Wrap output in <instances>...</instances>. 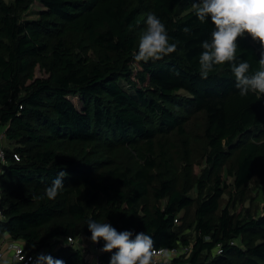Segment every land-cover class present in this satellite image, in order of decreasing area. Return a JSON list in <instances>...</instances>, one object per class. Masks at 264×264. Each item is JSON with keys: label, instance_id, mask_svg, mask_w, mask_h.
I'll list each match as a JSON object with an SVG mask.
<instances>
[{"label": "trees", "instance_id": "trees-1", "mask_svg": "<svg viewBox=\"0 0 264 264\" xmlns=\"http://www.w3.org/2000/svg\"><path fill=\"white\" fill-rule=\"evenodd\" d=\"M34 1L0 0V132L8 158L1 175L6 217L0 220V241L12 238L41 250L59 243L52 239L82 232L91 237L87 223L94 220L118 232H145L154 249H191L172 264H264V241L249 236L264 234V214L234 212L230 204L219 212L227 189L220 175L211 192L196 199L174 188L160 160L167 137H194L186 115L198 113L206 118L204 136L215 167L235 158L228 171L237 188L264 178V94L241 96L228 62L201 78V43L214 26L194 14L198 0H37L45 8L39 17L21 19L17 12ZM150 13L165 24L170 43H180L160 60L137 62ZM237 44V62L246 60L251 74L261 46L247 34ZM89 50L101 54L95 66L82 56ZM37 67L48 76L37 77ZM133 153L142 165L131 164ZM59 171L67 175L56 198H34ZM193 204L191 242L176 219ZM239 238L246 246L236 243ZM59 245L57 253L46 255L64 264L85 262L79 247ZM217 246L220 253L210 257ZM115 251L102 253L103 264Z\"/></svg>", "mask_w": 264, "mask_h": 264}, {"label": "clouds", "instance_id": "clouds-1", "mask_svg": "<svg viewBox=\"0 0 264 264\" xmlns=\"http://www.w3.org/2000/svg\"><path fill=\"white\" fill-rule=\"evenodd\" d=\"M192 8L201 22L210 20L214 26L210 39L201 43L203 50L199 55L198 69L201 78L207 79L214 66L228 62L235 78L234 87L241 96L264 94V0H198ZM145 25V31L139 36L135 61H156L176 51L180 42L170 43L165 24L159 17L154 13L148 14ZM184 31L187 33L189 29ZM245 34L261 46L258 69L251 74V65L246 60L237 62V40ZM66 175V172L59 171L44 194L34 198L55 199L64 186ZM87 227L94 243L101 239L105 242L102 252L116 249L109 264H154V241L145 232H118L111 224L94 220H89ZM34 264H64V261L40 253Z\"/></svg>", "mask_w": 264, "mask_h": 264}, {"label": "rangeland", "instance_id": "rangeland-1", "mask_svg": "<svg viewBox=\"0 0 264 264\" xmlns=\"http://www.w3.org/2000/svg\"><path fill=\"white\" fill-rule=\"evenodd\" d=\"M3 1L7 4L13 5L15 2V0ZM44 9L45 8L41 3L35 0L31 3L30 8L27 11L21 12V10H19L17 13H21V19H36L39 17V13ZM82 56L89 61L90 66H95L101 60V54L99 51L89 50L83 52ZM35 75L37 77L48 76V74L40 69V67H37ZM123 83H125L126 86H129V82L123 81ZM179 94H184V92H179ZM71 99L79 109L83 108L82 100L78 96L71 97ZM186 118L189 120V130L194 133V137L191 139L186 137L180 139L167 137V145L164 149L165 152L163 156H160V160L166 167L163 166V170H167L169 177L172 179L174 188L181 191L187 190L189 191V194L196 199L205 198L211 192L215 177L220 175L224 184L227 186V189L220 199L219 212L230 204L232 211L234 212L243 211L247 215L253 217H258L264 214V178L256 177L244 187L237 188L234 185V177L228 171V168L235 162V158L223 160L218 167H215L213 162L209 159L212 155L204 136L206 127L205 116L203 114L194 113L192 115H186ZM5 143L9 142L5 141ZM14 146H18L16 142ZM232 153L233 152H231L228 157L232 155ZM128 158L133 166L142 165L139 157L135 153L130 154ZM144 202L145 200L140 202V207H143ZM166 202V200H163L157 204L160 207H164ZM196 207L197 204H193L192 206L183 209L178 214V221L176 222L180 233L191 242H194L196 236L193 225ZM87 235L86 232H82L80 236L74 237L75 241L73 243H68L65 238L52 239V242H59L63 246L72 248L79 247L85 260L83 264H91V256H93L96 251L90 239L85 241ZM249 236L253 238L254 243L264 241V234H251ZM16 242L20 243L21 241L16 240ZM59 243L52 246L45 245L44 248L48 249L47 253L55 254L60 248ZM236 243L242 247L246 246L243 243L242 238L236 240ZM217 253L218 246L210 252L209 256L213 257ZM161 264H172V260L165 259Z\"/></svg>", "mask_w": 264, "mask_h": 264}, {"label": "built area", "instance_id": "built-area-1", "mask_svg": "<svg viewBox=\"0 0 264 264\" xmlns=\"http://www.w3.org/2000/svg\"><path fill=\"white\" fill-rule=\"evenodd\" d=\"M4 137H5L4 133L0 132V220L5 219L6 217L5 206L3 203L4 200L3 186L1 180V175L4 173V167L8 163L7 152L5 147L2 145V141H1L2 139H4ZM13 156L17 161L20 160L18 154L14 153ZM87 237L88 239H90V236ZM74 241H75L74 238L71 237L67 238L68 243H73ZM92 244L94 246L96 253L94 254L95 260H93L91 264H103L102 260L100 259L103 253L101 251L102 246H100L99 242L94 243L92 241ZM154 250L156 251V256L153 258L154 264L162 263L163 260L168 258L171 260L183 256L186 258L191 252V249L185 245L179 247H173V248L162 247ZM47 251H48L47 248L31 251L30 249H26L25 245H23L21 242L17 243L16 240L12 238L10 239L5 238L0 241V264H34L35 257L40 253L47 254ZM218 251L220 253L219 247H218Z\"/></svg>", "mask_w": 264, "mask_h": 264}, {"label": "crops", "instance_id": "crops-1", "mask_svg": "<svg viewBox=\"0 0 264 264\" xmlns=\"http://www.w3.org/2000/svg\"><path fill=\"white\" fill-rule=\"evenodd\" d=\"M87 239H88V237H87ZM87 239H85L86 241H87ZM169 259V258H168ZM92 261V260H91Z\"/></svg>", "mask_w": 264, "mask_h": 264}]
</instances>
